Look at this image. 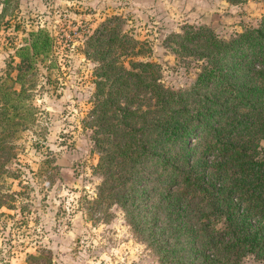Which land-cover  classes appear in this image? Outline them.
Instances as JSON below:
<instances>
[{
    "label": "rangeland",
    "instance_id": "obj_1",
    "mask_svg": "<svg viewBox=\"0 0 264 264\" xmlns=\"http://www.w3.org/2000/svg\"><path fill=\"white\" fill-rule=\"evenodd\" d=\"M105 23L139 42L140 52L132 60L153 63L159 82L186 99L192 111L214 94V83L199 77L212 62L181 55L169 36L191 26L231 41L263 26L264 0H0L1 88L20 89L12 82L14 69L30 33L43 29L51 37L49 52L36 63L30 93L35 121L12 132L14 157L0 171V264H29V254L38 257L30 264H201L190 254L189 233L175 229L195 227L203 243L208 233L200 229L202 220L210 219L215 230L224 225L205 202L198 206L208 217L195 214L197 197L190 182H184L191 171L178 164L173 169L170 163L145 159L133 182L103 190L101 153L93 139L92 77L98 65L86 52L92 50L88 41ZM253 67L263 65L256 62ZM261 98L264 94L254 107L240 105L230 115L207 117L192 130L183 150L177 144L174 152L193 162L200 142L211 134L209 127L228 123V143L239 149L251 137L247 144L263 157L264 116L260 120L254 115L264 104ZM251 120L257 126H249ZM216 155L214 151L206 158L204 173L212 172ZM126 192L128 201L123 203L119 196ZM175 211L188 212V219L175 220ZM246 219L256 229L264 224L263 216ZM261 238L264 243V233ZM227 259L224 264H264V252L240 250Z\"/></svg>",
    "mask_w": 264,
    "mask_h": 264
},
{
    "label": "trees",
    "instance_id": "obj_2",
    "mask_svg": "<svg viewBox=\"0 0 264 264\" xmlns=\"http://www.w3.org/2000/svg\"><path fill=\"white\" fill-rule=\"evenodd\" d=\"M242 1L228 0L232 4ZM102 26L96 37L92 36L88 41L92 50H88L86 56L98 65L92 77L96 89L93 139L101 153L98 171L103 177V190L116 187L112 184L124 188L133 182L145 159L154 158L162 165L170 163L173 169H177L178 164L182 170L188 168L191 171L184 182L186 186L190 182V190L197 197L194 204L198 214H195L202 219L208 217L198 206L205 202L210 214L224 224L222 229L215 230L210 219L202 220L200 229L208 233L203 243L198 239L195 227L192 230L186 226L175 229L189 233L191 256L200 259L201 264H224L228 256L240 250L256 255L263 253L264 224L256 229L246 219L248 215L264 217V155L261 157L257 148L247 144L251 137L246 139V145L237 149L225 140L232 130L225 128L228 123H223L221 127H209L211 134L200 142L193 162L186 163L185 154L179 156L181 151L174 152L173 148L178 144L183 150L192 130L205 123L207 117L215 113L230 115L240 105L254 107L258 96L264 94V24L231 41L218 40L205 28L191 26L169 36V43L177 44L181 55L189 53L212 62L211 67H203L199 77L200 81L214 83V94L207 95L201 106L192 111L186 99L159 82L153 63L132 60L140 52L137 40L118 33L107 23ZM188 42L195 44L187 48ZM50 45L51 37L47 31L31 32L28 46L18 51L19 63L14 69L16 78L11 79L20 89L0 87V171L14 157L10 146L15 139H11L12 132L35 121L30 93L35 88L38 58L49 52ZM246 54L248 60L243 63ZM234 58L233 62H228ZM256 62L263 67L254 69ZM261 99L259 101H264ZM254 115L260 120L264 116L263 102ZM251 121L249 126H257ZM214 151L217 155L212 172L204 173L206 158ZM127 197L128 192L119 199L127 203ZM173 215L175 220L189 217L188 212L175 211ZM37 258L29 254L27 261L30 264ZM191 263L194 262H188Z\"/></svg>",
    "mask_w": 264,
    "mask_h": 264
}]
</instances>
